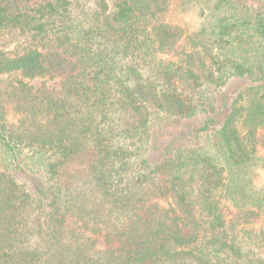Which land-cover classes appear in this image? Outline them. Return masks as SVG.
Returning a JSON list of instances; mask_svg holds the SVG:
<instances>
[{"label":"trees","instance_id":"trees-1","mask_svg":"<svg viewBox=\"0 0 264 264\" xmlns=\"http://www.w3.org/2000/svg\"><path fill=\"white\" fill-rule=\"evenodd\" d=\"M0 264H264V0H0Z\"/></svg>","mask_w":264,"mask_h":264},{"label":"rangeland","instance_id":"rangeland-1","mask_svg":"<svg viewBox=\"0 0 264 264\" xmlns=\"http://www.w3.org/2000/svg\"><path fill=\"white\" fill-rule=\"evenodd\" d=\"M179 16L184 17L185 20L187 18L188 21L191 20L193 23L197 19L196 16H194L192 14L189 15V16L188 15H179ZM11 48H13V46L10 47V49ZM63 77L64 76H60V77H56L54 79H49V78H33V79H29V78L23 77L19 72H16V73L11 74L10 76H8L6 74L2 75L1 79H3L4 81L6 79L7 80H12L14 82H16L18 80L19 81L21 80V81H24V82L28 83L29 85L36 86V87L41 86L42 84H45L49 88L58 89L60 87V85H61V81H62ZM9 107H10L9 105H6L5 114H6L7 121L12 123V122L16 121L17 116L12 112V110ZM259 177H260L259 180H261V178L263 177V174L259 175ZM99 241H100V245L104 244V242H102L101 239H99Z\"/></svg>","mask_w":264,"mask_h":264}]
</instances>
